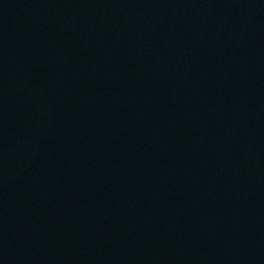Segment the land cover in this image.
I'll list each match as a JSON object with an SVG mask.
<instances>
[{
    "label": "water",
    "instance_id": "95a60500",
    "mask_svg": "<svg viewBox=\"0 0 264 264\" xmlns=\"http://www.w3.org/2000/svg\"><path fill=\"white\" fill-rule=\"evenodd\" d=\"M0 264H264V0H0Z\"/></svg>",
    "mask_w": 264,
    "mask_h": 264
}]
</instances>
